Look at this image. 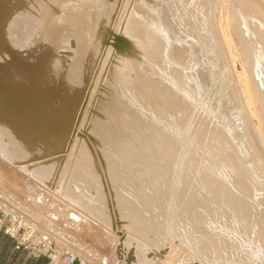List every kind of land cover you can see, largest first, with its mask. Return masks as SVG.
<instances>
[{
  "label": "bare ground",
  "instance_id": "bare-ground-1",
  "mask_svg": "<svg viewBox=\"0 0 264 264\" xmlns=\"http://www.w3.org/2000/svg\"><path fill=\"white\" fill-rule=\"evenodd\" d=\"M225 1L0 0V155L123 264H264V0Z\"/></svg>",
  "mask_w": 264,
  "mask_h": 264
},
{
  "label": "rangeland",
  "instance_id": "rangeland-1",
  "mask_svg": "<svg viewBox=\"0 0 264 264\" xmlns=\"http://www.w3.org/2000/svg\"><path fill=\"white\" fill-rule=\"evenodd\" d=\"M215 12H217V6ZM8 163L0 155V200L2 202L26 216L27 219L36 222L42 234L48 233L54 239L56 237L55 240L62 246L76 250L91 263L109 264L118 260V264L124 263L122 254L123 259L118 257L115 251L117 248L121 253L115 235L106 224L104 225L91 211L83 207L82 202H73L66 198L64 192L61 194L58 190H50L47 198L40 200L39 195L47 192L46 185ZM3 244L4 241H0V245ZM57 256L58 251H55L49 261ZM2 262H4L3 255H0V264H3Z\"/></svg>",
  "mask_w": 264,
  "mask_h": 264
},
{
  "label": "built area",
  "instance_id": "built-area-1",
  "mask_svg": "<svg viewBox=\"0 0 264 264\" xmlns=\"http://www.w3.org/2000/svg\"><path fill=\"white\" fill-rule=\"evenodd\" d=\"M0 234L13 241L15 251H24L30 258H50L58 251L56 264H94L76 250L62 246L52 235L41 234L37 226L23 214L0 201ZM109 264H115L110 262Z\"/></svg>",
  "mask_w": 264,
  "mask_h": 264
},
{
  "label": "crops",
  "instance_id": "crops-1",
  "mask_svg": "<svg viewBox=\"0 0 264 264\" xmlns=\"http://www.w3.org/2000/svg\"><path fill=\"white\" fill-rule=\"evenodd\" d=\"M0 241H4V244L0 245L3 264H56V258L52 261H49V258L33 259L26 255L24 251H15L13 241L5 235L0 234Z\"/></svg>",
  "mask_w": 264,
  "mask_h": 264
},
{
  "label": "water",
  "instance_id": "water-1",
  "mask_svg": "<svg viewBox=\"0 0 264 264\" xmlns=\"http://www.w3.org/2000/svg\"><path fill=\"white\" fill-rule=\"evenodd\" d=\"M101 34H103V33H101ZM115 43H119V40L116 39V40H115ZM211 83L213 84V88L216 89V88H217V85H218V81H216V80H212ZM221 92H222V89H220V88L217 89V94H218V96H215V97H216L215 99L213 98L215 103H218V102H219V99H220L219 96H220ZM204 96H206V93L204 94Z\"/></svg>",
  "mask_w": 264,
  "mask_h": 264
},
{
  "label": "trees",
  "instance_id": "trees-1",
  "mask_svg": "<svg viewBox=\"0 0 264 264\" xmlns=\"http://www.w3.org/2000/svg\"><path fill=\"white\" fill-rule=\"evenodd\" d=\"M7 237V236H6Z\"/></svg>",
  "mask_w": 264,
  "mask_h": 264
}]
</instances>
